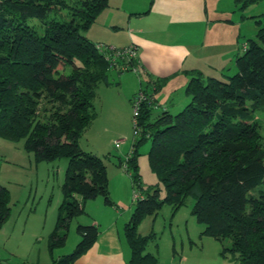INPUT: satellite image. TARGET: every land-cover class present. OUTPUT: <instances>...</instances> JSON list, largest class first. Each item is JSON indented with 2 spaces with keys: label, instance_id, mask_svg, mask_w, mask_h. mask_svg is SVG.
<instances>
[{
  "label": "trees",
  "instance_id": "obj_1",
  "mask_svg": "<svg viewBox=\"0 0 264 264\" xmlns=\"http://www.w3.org/2000/svg\"><path fill=\"white\" fill-rule=\"evenodd\" d=\"M255 1L235 0L240 9ZM107 5L108 0H0V138L24 140V149L36 162L68 160L62 200L47 237L51 253L64 244L63 231L83 212L85 201L102 197L112 205L105 158L78 144L95 118L99 85L111 84L109 70H136L134 56H116L120 61L113 64L98 48L101 43L84 35ZM50 12H66L68 19L46 20ZM256 20V39H248L236 57L235 74L224 75V80L191 71L185 88L190 102L180 112L165 110L154 117V93L160 84L142 89L152 101L140 107L139 138L123 165L134 189L142 191L136 158L139 146L149 139V166L165 194L160 198L157 186L134 200L123 230L128 264H157L145 252L155 235L142 236L137 226L163 204L176 211L189 197L194 200L191 214L204 225L202 234L229 241L221 257L264 264V190L249 194L264 183L263 138L253 116L264 110V19ZM109 48L113 56L123 49ZM9 201L8 189L0 186V226L9 217ZM77 231L81 238L74 250L49 264H73L98 235L92 224L79 225Z\"/></svg>",
  "mask_w": 264,
  "mask_h": 264
},
{
  "label": "rangeland",
  "instance_id": "obj_2",
  "mask_svg": "<svg viewBox=\"0 0 264 264\" xmlns=\"http://www.w3.org/2000/svg\"><path fill=\"white\" fill-rule=\"evenodd\" d=\"M243 14L246 18L243 21L241 35L238 37L240 54L248 39H256L259 27L256 19H264V0L251 2L244 8ZM251 15L256 16L255 19L249 18ZM52 18L67 20L68 16L66 12L48 13L46 20ZM37 30L39 33L42 31L39 26H37ZM237 31L239 33L238 28ZM117 60L120 61L119 58ZM232 64L233 66L228 65L222 74L229 76L235 74V70H231L235 66V61ZM111 72L109 75L111 84L106 86L100 84L97 89L94 100L95 118L79 138L78 144L82 150L98 153V156L105 158L108 180H112L113 170L120 169L126 175L129 186L131 184V194L127 205H129L128 209L131 206L134 209V191L145 195L149 188L158 186L160 198L164 197L165 192L160 180L149 166L147 155L151 145L149 139L139 146L136 158L142 191L136 187L134 189L132 181L125 171L123 164L130 155L133 144L138 140L139 133H134L133 124L131 125L130 121L128 123V120H126V129H123L125 127L122 120L119 119L120 115H126V119H128V113L131 112L132 116V104L125 99L126 97L118 84V74H114V70ZM220 72L209 73V77L227 79V77L219 75ZM142 85L144 86L142 89H144L146 84L142 82ZM173 88L162 89L157 93L158 100H166ZM184 97H187V100L179 105L177 103L181 102L179 98L182 96L179 92L175 93L173 100L169 101L170 110L167 111L171 114L180 112L190 102V97L183 94ZM177 106L179 107L176 108ZM162 108H157L158 110L156 109L152 113L154 117L163 112ZM118 110L119 114L115 115ZM253 114L254 120L259 124V133L263 138L264 149V110H256ZM23 142L22 139L12 141L0 138V186L6 187L10 195L9 217L0 226V258L4 259L5 264H23L25 260L29 259L33 262L37 258H39V263L49 264L52 258L74 250L81 238L77 227L88 225L91 216L89 211L84 208L82 213L70 219L67 229L63 231L66 235L64 244L55 247L52 253L48 250L46 232L56 222L57 208L62 200L61 185L65 179L68 160L61 158L36 162L34 154L24 149ZM119 144L121 150L123 146L121 152L117 148ZM259 190H264V183L252 189L249 194L257 195ZM115 195L117 196V191ZM97 199L103 200L102 197H97ZM92 200L94 199L85 201L83 206L90 205ZM193 203L194 200L189 197L185 204L176 211H173L170 205L163 204L156 214L146 216L139 222L137 232L140 235H155V239L148 243L145 252L154 255L157 264H238V262L230 260L231 255L220 256L222 248L229 245L228 240L219 241L202 234L204 225L191 214ZM116 206L121 207L119 203H116ZM94 212L95 210L92 214L96 215L97 213ZM183 256L187 258L184 263L181 261Z\"/></svg>",
  "mask_w": 264,
  "mask_h": 264
},
{
  "label": "crops",
  "instance_id": "obj_3",
  "mask_svg": "<svg viewBox=\"0 0 264 264\" xmlns=\"http://www.w3.org/2000/svg\"><path fill=\"white\" fill-rule=\"evenodd\" d=\"M243 13L244 9H240L235 0H108L107 7L84 35L96 44L111 48L135 47V73L121 74L127 71L113 68L108 72V80L114 70L129 102L144 87L142 82L147 91L159 83L160 88L154 93V113L161 107L163 111L170 110L169 101L177 92L182 96L177 104L182 105L187 100L183 94L187 95L185 88L192 77L191 71H199L205 77L221 71L219 75L224 76L222 71L228 65L233 66L232 62L240 55L238 37L246 18ZM231 70L236 71L235 66ZM168 87H174L171 94L166 100H158L157 93ZM119 119L123 129H126V120L132 125L131 112L128 119L123 114ZM117 148L120 152L123 150L120 144ZM112 176V180H108L112 205H105L97 198L90 205H84L91 216L89 224L97 227L98 235L93 245L73 264H128L130 249L123 230L133 211V206L128 209L127 205L131 184L129 186L120 169L113 170ZM94 210L96 215L92 214ZM52 228L46 232L47 237ZM38 259L33 262L28 259L23 264L39 262ZM181 261L184 263L187 258L183 256ZM0 262L5 264L4 259L0 258Z\"/></svg>",
  "mask_w": 264,
  "mask_h": 264
},
{
  "label": "built area",
  "instance_id": "obj_4",
  "mask_svg": "<svg viewBox=\"0 0 264 264\" xmlns=\"http://www.w3.org/2000/svg\"><path fill=\"white\" fill-rule=\"evenodd\" d=\"M98 48L101 49V50H105L106 59L108 61L112 62L113 64L117 60L116 56L128 55V56L132 57V56L135 55V47L123 48L122 50L117 51L115 56L110 55L109 52H107L110 49L107 45L98 44ZM118 54H120V55H118ZM126 68H127V66L123 67V70L126 69ZM151 101H152V96L150 94H147L142 89H139V91L133 96V98H132V124H133L134 133H139L140 132V126L138 125L137 116L139 114V110H140L141 105L144 102L150 103ZM138 198H142V197L137 191H134L133 199L136 200Z\"/></svg>",
  "mask_w": 264,
  "mask_h": 264
}]
</instances>
